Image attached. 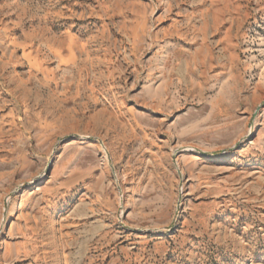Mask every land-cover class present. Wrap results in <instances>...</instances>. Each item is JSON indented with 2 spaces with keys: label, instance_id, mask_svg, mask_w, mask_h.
Wrapping results in <instances>:
<instances>
[{
  "label": "rangeland",
  "instance_id": "374dc122",
  "mask_svg": "<svg viewBox=\"0 0 264 264\" xmlns=\"http://www.w3.org/2000/svg\"><path fill=\"white\" fill-rule=\"evenodd\" d=\"M0 264H264V0H0Z\"/></svg>",
  "mask_w": 264,
  "mask_h": 264
},
{
  "label": "water",
  "instance_id": "95a60500",
  "mask_svg": "<svg viewBox=\"0 0 264 264\" xmlns=\"http://www.w3.org/2000/svg\"><path fill=\"white\" fill-rule=\"evenodd\" d=\"M256 114H257V112L254 114L253 118H255ZM95 139H98L99 142H100L101 144H104V141H103L102 139H100V138H98V137H95ZM200 152L205 153V154L209 153V152L204 151V150H201V149H200ZM109 161H110V164H111V166H112V168H113V170H114V173H115V175H116L115 166H114V163H113V161H112V159H111L110 154H109ZM7 201H8V200L6 199V203H7ZM178 214H179V211L176 213V217H175L174 221L171 223V225L169 226V228H172V227L175 225V221H176V219H177Z\"/></svg>",
  "mask_w": 264,
  "mask_h": 264
},
{
  "label": "bare ground",
  "instance_id": "6f19581e",
  "mask_svg": "<svg viewBox=\"0 0 264 264\" xmlns=\"http://www.w3.org/2000/svg\"><path fill=\"white\" fill-rule=\"evenodd\" d=\"M254 126H255V125H254ZM102 146L105 147L104 144H102ZM105 150H106V152H107L108 149L105 147ZM37 177H38V176H37ZM39 177H41V176L39 175ZM177 209H178V208H177ZM176 212H177V211H176Z\"/></svg>",
  "mask_w": 264,
  "mask_h": 264
}]
</instances>
